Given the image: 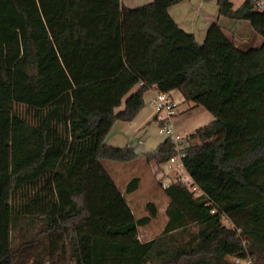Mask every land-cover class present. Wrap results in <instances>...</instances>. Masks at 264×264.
<instances>
[{
	"label": "trees",
	"instance_id": "obj_1",
	"mask_svg": "<svg viewBox=\"0 0 264 264\" xmlns=\"http://www.w3.org/2000/svg\"><path fill=\"white\" fill-rule=\"evenodd\" d=\"M181 1L0 0V264H236L229 255L248 253L264 264V10L218 0L221 15L263 37L242 48L218 21L198 42L169 12ZM154 84L179 89L214 119L188 134L195 142L184 157L208 198L171 184L163 232L143 241L139 226L158 206L148 201L137 216L126 193L141 177L123 192L103 160L176 153L169 137L144 154L105 142ZM191 221L199 228L181 242Z\"/></svg>",
	"mask_w": 264,
	"mask_h": 264
},
{
	"label": "crops",
	"instance_id": "obj_2",
	"mask_svg": "<svg viewBox=\"0 0 264 264\" xmlns=\"http://www.w3.org/2000/svg\"><path fill=\"white\" fill-rule=\"evenodd\" d=\"M151 1L153 0H123V2L129 7L140 6ZM235 7L237 6L235 5ZM169 12L179 26L188 32L194 33L196 39L200 43L204 42L208 28L214 21L220 22L224 28L226 25L227 28L233 29L235 34L244 35L245 33H250L251 36H253V32L251 33V31H249L247 25L243 22L244 20L232 19L220 14L218 0H183L175 5H172ZM141 85L142 83H138L130 90L128 95L124 98L123 104L116 108V112L125 108V100L129 95L139 89ZM157 92L158 88L156 84L152 85L149 90L146 91V105L147 101H151L152 98L156 96ZM170 93H172L174 98L179 102L173 119L174 126L179 131L182 130L189 134L197 127L207 124L214 119V115L210 110L203 105L186 100L185 96L179 89H173ZM183 102H186V107L179 110V107ZM162 115L164 114L161 113L160 117H158V112L155 108L151 109L145 106L131 121L117 120L106 136L105 142L109 145L119 147L131 146L138 154L154 151L158 145L167 138V135L161 133L160 130L158 133H155L154 136L152 130L149 133L153 121L158 123L164 121V119H161ZM140 159L142 160L144 158L140 157L139 160ZM153 162V160L147 162L151 173L152 171L154 172ZM128 202L130 203V200H128ZM146 225L139 226V238L143 241L156 237L151 236L149 230L147 232V228H142Z\"/></svg>",
	"mask_w": 264,
	"mask_h": 264
},
{
	"label": "rangeland",
	"instance_id": "obj_3",
	"mask_svg": "<svg viewBox=\"0 0 264 264\" xmlns=\"http://www.w3.org/2000/svg\"><path fill=\"white\" fill-rule=\"evenodd\" d=\"M235 5L238 6L244 0H234ZM249 31L253 32V36L249 33H245L244 35L235 34L233 29L227 28L225 25V32L232 38L238 46L242 48H249L252 46H258L262 43L263 37L258 32L254 31L251 27V24L248 20L243 21ZM148 108L154 109L155 106L151 103V101H147ZM183 107H186V102L181 103L179 110ZM27 107L23 104H17L16 110L22 114H26ZM162 114H165L163 111ZM175 115L173 116L174 119ZM160 122L153 121L152 126L150 127V131H153V136L155 133L159 132ZM176 128V127H175ZM181 136L187 135L184 131H179L176 129ZM190 142L194 143L195 140H191ZM157 162V161H156ZM104 166L111 173V175L116 180L119 188L125 192L127 183L134 177L140 176L142 180L140 182L139 187L131 193H126V197L129 198L131 206L134 209L135 213L139 216L142 214L149 213L147 208L148 201H155L158 206V215L156 218L152 219V221L142 228H147V232L151 233V236H157L163 232L165 227V223H167V218L169 217L167 210L171 205V196L167 192V187H164L159 182L157 175L150 172V169L147 165V161L145 159H137L135 161L128 162H118L111 160H103ZM20 199L16 200V203H19ZM169 219V218H168ZM224 223L227 225H232L227 219H223ZM23 220L21 221V223ZM199 228V223L196 221H191L185 231L180 232L178 238L181 242H185V240L189 239L191 234L196 232ZM18 230V229H17ZM178 233V232H177ZM23 231L19 229V231L14 232V244L19 245L23 239ZM49 264V263H47Z\"/></svg>",
	"mask_w": 264,
	"mask_h": 264
},
{
	"label": "built area",
	"instance_id": "obj_4",
	"mask_svg": "<svg viewBox=\"0 0 264 264\" xmlns=\"http://www.w3.org/2000/svg\"><path fill=\"white\" fill-rule=\"evenodd\" d=\"M255 7L257 10H264V0H255ZM151 103L155 106V109L158 112V117H160L161 113L165 111V114L162 115L161 118L162 120L164 119V121L161 122L159 130L161 133L166 134L167 138H171L176 144V153L169 159L162 162H156V160H153L154 174L157 175L159 182L164 187H169L174 183H180L184 185L194 197L208 198L207 193L197 183L184 164L186 147L190 140L188 134L181 136L173 123V116L176 114V108L178 107L179 102L174 98L170 91H161L158 89V92L156 96L152 98ZM207 203L210 204L212 202L209 199ZM211 211L216 212L217 208L214 207ZM224 218L232 223L229 218ZM230 226L235 227L233 223ZM238 235L241 236L240 229H238ZM248 241L249 239L244 237L243 244H247ZM228 257L236 264H257L255 257L249 253L245 256L232 254Z\"/></svg>",
	"mask_w": 264,
	"mask_h": 264
}]
</instances>
